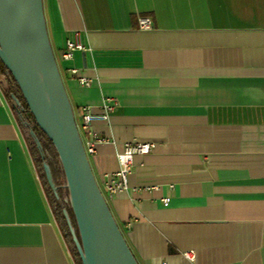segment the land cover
I'll return each mask as SVG.
<instances>
[{
  "label": "crops",
  "instance_id": "0c3cea01",
  "mask_svg": "<svg viewBox=\"0 0 264 264\" xmlns=\"http://www.w3.org/2000/svg\"><path fill=\"white\" fill-rule=\"evenodd\" d=\"M59 53L86 50L62 77L99 186L135 155L129 190L109 207L139 264H264V0H43ZM141 19L150 20L142 29ZM0 83V264H77ZM170 199L168 206L163 200ZM194 251V261L183 255Z\"/></svg>",
  "mask_w": 264,
  "mask_h": 264
},
{
  "label": "water",
  "instance_id": "95a60500",
  "mask_svg": "<svg viewBox=\"0 0 264 264\" xmlns=\"http://www.w3.org/2000/svg\"><path fill=\"white\" fill-rule=\"evenodd\" d=\"M0 62L14 79L36 125L51 141L65 178L63 209L82 264H139L96 180L56 60L43 0H0ZM13 108L22 115L21 99ZM37 147L42 143L30 130ZM47 182L62 201L48 164Z\"/></svg>",
  "mask_w": 264,
  "mask_h": 264
},
{
  "label": "built area",
  "instance_id": "2783aa9c",
  "mask_svg": "<svg viewBox=\"0 0 264 264\" xmlns=\"http://www.w3.org/2000/svg\"><path fill=\"white\" fill-rule=\"evenodd\" d=\"M140 26L142 29L150 28L149 19H141ZM86 50L85 45L82 43V36L80 31H73L71 36L66 39L64 48L59 52L55 53L57 63L59 65L61 74L63 72L71 73L75 75L77 81L81 86L88 87L90 86V81L88 78L79 76V70L75 67L66 68L65 64L74 60L76 53L83 52ZM0 83L7 86V82L4 77L0 74ZM114 105L111 103L104 104V113L102 115L94 114V109L91 107H84L81 112L79 122L77 121V126L83 140V144L86 150L88 157L96 153L95 145L97 142H105V139L97 138L92 131V124L97 119L106 120L110 112L114 109ZM155 147L154 143L151 142H140L134 141L132 143H127L123 153H120L117 156L118 163L120 168L118 171H114L106 174V182L104 187H100L101 191L108 202L109 198H113L119 193L129 190L128 176L130 167L133 164V158L135 155H144L149 154L153 151ZM170 199L166 198L163 200V205L168 206ZM186 259L189 261H194L195 253L194 251H187L183 254Z\"/></svg>",
  "mask_w": 264,
  "mask_h": 264
},
{
  "label": "trees",
  "instance_id": "16d2710c",
  "mask_svg": "<svg viewBox=\"0 0 264 264\" xmlns=\"http://www.w3.org/2000/svg\"><path fill=\"white\" fill-rule=\"evenodd\" d=\"M0 74L4 77V79L7 82L6 94H7V97L10 99L12 105L14 104L13 99L15 96L21 99L22 107H23L22 115H19V113H17L16 110H15L16 111L15 113H16V117L18 119V122L24 131V134L27 136V139L29 142V148H30L29 153L32 154V157L34 159V163H35L36 168L38 169V172L40 174L41 182H42V184L46 190V193L50 199V202H51L52 207L54 209V213L57 217L60 228L64 234L65 240H66L70 250L72 251L75 262L77 264H82L81 259H79L80 256L78 254L76 246L73 242V239H72L66 218L63 214V209L67 208L69 213H70V217L72 218L71 219L72 223L76 227L75 219H74L73 213H72L69 205H67L66 203L63 202V199L68 196V191L64 187L65 178H64V173H63L58 155L55 152V149H54L51 141L46 137V135L43 132H41V130L36 125V122H35L33 116L30 114L26 103L22 99V96H19L20 91H19L18 86H16L14 79L12 78L10 73L7 71V69L5 68V66L1 62H0ZM74 113H75V110H74ZM75 116H76V113H75ZM31 129L34 130L36 137L42 143L43 151H40V149L37 147L34 137L31 136V134H30ZM44 164H48L50 169H51L55 184H56V186L59 187V190L57 192L59 193V196L62 199L61 202L56 199L53 191L51 190V188L47 182V179H45L46 175H45V170H44V166H43Z\"/></svg>",
  "mask_w": 264,
  "mask_h": 264
},
{
  "label": "rangeland",
  "instance_id": "374dc122",
  "mask_svg": "<svg viewBox=\"0 0 264 264\" xmlns=\"http://www.w3.org/2000/svg\"><path fill=\"white\" fill-rule=\"evenodd\" d=\"M56 53V52H55ZM19 96H22L21 93L19 92ZM76 120L79 122V119L76 117Z\"/></svg>",
  "mask_w": 264,
  "mask_h": 264
}]
</instances>
